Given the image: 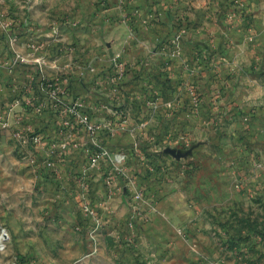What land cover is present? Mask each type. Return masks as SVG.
<instances>
[{"label":"rangeland","instance_id":"374dc122","mask_svg":"<svg viewBox=\"0 0 264 264\" xmlns=\"http://www.w3.org/2000/svg\"><path fill=\"white\" fill-rule=\"evenodd\" d=\"M128 4L129 0H0V37L8 34L14 42L21 35L30 42V53L10 59L6 68L14 72L23 65L34 76L31 61L48 58L44 53H68L62 61L69 64L70 53H82L79 59L87 67L91 53L122 50L116 40L122 38L130 15ZM225 6L227 21L241 19ZM162 17L164 24L175 23L161 42L166 56L161 65L168 73L159 74L160 80L144 94L136 89L133 115L140 100H156L160 107L142 108L148 118L141 126L144 131L135 122L126 123L127 130L136 127L135 137L107 138L117 124L109 122L108 111L92 112L91 103L119 95L123 100L126 92L117 95L107 87L97 91L92 87L95 74L85 70L77 73L79 88L72 94L70 74L62 79L40 73L35 74V88L23 80L14 95L5 92L4 100L0 97V104H19L31 112L28 119L33 124L36 116L48 113L55 119L53 129L68 131L63 135L80 129L87 133L73 113L76 118L88 115L100 126L97 136L104 135L100 148L84 150L85 159L73 174L79 176L74 181L76 201L66 202L65 189L60 199L59 187L56 193L49 188L47 179L53 172L43 163L47 157L71 159L80 145L68 141L70 148L63 151L65 140L42 139L35 144H48L33 150L25 130L21 134V128L6 121L1 110L9 109H0V235L5 233L0 264H264V42H259L261 53H254L257 43L251 35L248 41L233 36L215 43L211 52L191 53L185 16ZM108 58L97 60L105 70ZM56 60L58 55L52 62ZM35 63L37 68L43 65ZM122 66L118 59L111 66L118 79ZM203 67L207 72L201 75ZM17 73L22 80V71ZM42 80L57 84L62 106L38 87ZM172 81L177 85L171 86ZM104 116V121L97 120ZM98 151L103 155L92 164L90 154Z\"/></svg>","mask_w":264,"mask_h":264},{"label":"crops","instance_id":"0c3cea01","mask_svg":"<svg viewBox=\"0 0 264 264\" xmlns=\"http://www.w3.org/2000/svg\"><path fill=\"white\" fill-rule=\"evenodd\" d=\"M214 2H216V4ZM225 4L229 7L231 6L230 4H232L231 10H235L236 14L240 13L241 19L235 18L231 22L227 21L226 17L223 15V11L226 8ZM128 6L131 10H129L130 15L125 19L122 26L123 31L122 34H120L122 38L116 40L118 46H121L120 44L122 43V50L121 48L114 49L115 53H91L92 60L87 67H84L81 63V59H79L82 53H70V64L62 61L68 53H44L48 58L44 56L35 58V61L37 60L43 64H39V69L36 67L35 61H31V65L36 70L35 74L37 75L41 73L48 78L54 74L55 77L58 76L65 79L67 74H70L72 84L69 94H72L74 88H79L80 82L77 73L80 75V72L82 71L83 73L84 70L86 73L95 74L92 78V87L97 91H101L107 87L108 89L110 88V90L115 89L117 95L121 90L122 93L123 90L126 92V97L123 100H120L122 95H119L107 99L106 102L96 99L93 104L91 103L92 112L101 115L104 111H108L107 117L109 118V122L117 124L106 133L110 141H112L111 139L119 137L137 136L136 127L144 131L141 126L144 122H148V118L144 116L142 110L145 106L150 107L151 111H159L158 107H160V104H158L156 100L147 99L146 104H143L144 101L140 100L139 103H137L140 107L138 106V112L134 113V115L132 113V105H135L134 98L136 97V89H140L144 94L147 88L153 87V85L160 80L159 74L162 73L166 75L168 73L164 69L167 66L161 65L162 60H165L166 57L161 48V42L164 40L165 34L167 35L168 32H173L172 29L174 28L170 26L175 23L164 24L163 22L165 21L162 15H169L173 19L180 14L185 16L184 19L187 21V27L190 31L188 37L191 38V53L198 50L201 51L198 52L199 54L211 52L213 50V45H216L215 43L223 41L228 42L233 36H238L241 41H248L249 35H251L252 39L257 43L254 53H261V50H263L259 42H264V0H129ZM213 9H215L216 12L213 13ZM133 11H137V14ZM251 15H253V17ZM168 37L169 39L173 38L172 34L168 35ZM9 38L8 34L0 37V97L3 100L5 98V92H7L9 96H12L20 89L17 86L21 84V81H26V86L29 85L32 86V88H35L34 82L36 81V75L34 74L33 76V72L29 70L24 71L23 65L14 72L6 68L5 65H9L10 61L15 59L16 56L30 53V42H28L26 37L21 35L15 37L14 42H10ZM9 43H11V45ZM93 49L95 50L96 47ZM96 51H98V49H96L95 52ZM56 55H58V60H56L54 64L52 59ZM106 56L109 58L108 60L106 59L108 62V69L105 70L100 66L97 60L100 58L104 59ZM116 59L123 63V72L118 73L120 75L119 79L115 77V71L113 69L111 70V66L115 63ZM78 66L79 70H73L74 68L77 69ZM30 68L31 66H29V69ZM206 69L207 68L204 67L202 69L200 68L199 73L203 75L202 73L207 72ZM18 70L22 71V80L18 77ZM169 70H171V66H169ZM71 74L75 77L71 76ZM156 78L158 79L156 80ZM170 85L175 86L177 84H174L172 81ZM73 96H75L74 98L78 97L82 99L83 95H75L73 93ZM0 105V109L3 107L9 109L6 110V112L1 110V112L4 113L6 121L14 122L16 128H21V133L25 130L23 133L28 135V142L33 150H40L44 144H48L46 142H54L56 140V142L65 140L66 142H75L80 145L81 150L76 152L78 154L75 156H71V159L53 160L47 157L48 160L43 163L44 167H46V163L52 164V168L48 167V170H51L53 174L48 175L47 182L53 193H56L55 188L58 186L60 189L57 193L58 198L61 199L60 193H63L61 190L65 189L68 193L67 198L65 197L67 199L66 202H68V200L76 201L75 194L78 189L77 185L74 186V181L78 179L79 176L73 175L76 172L75 169H79L80 162L85 159L83 152L89 149L91 151H96L104 144L102 142L104 135L91 138L84 129L63 135L58 129H53L55 119L48 113L44 116H36L37 122L33 124L32 120L28 119L32 116L31 112L25 111L19 104L9 107L8 105H10V102L3 101ZM119 111H122L123 114L116 116L115 114ZM105 116L97 118V120L104 121ZM43 118H45V121H43ZM128 122H135L137 126L127 130L126 127H128ZM118 125L120 127L119 130ZM33 127L40 128V130L30 129ZM138 136L140 139L143 138L142 135ZM42 139L46 142L43 144L42 142L37 143L39 145L35 144ZM117 141L118 140H116V142ZM140 142H142V140H140ZM111 144L112 143H107L109 146H111ZM128 144H130V142ZM137 146L142 147L140 144ZM132 148L137 151H142L139 147H131V149ZM69 190H71L70 193L68 192ZM103 209L104 208H101L100 211H103Z\"/></svg>","mask_w":264,"mask_h":264},{"label":"built area","instance_id":"2783aa9c","mask_svg":"<svg viewBox=\"0 0 264 264\" xmlns=\"http://www.w3.org/2000/svg\"><path fill=\"white\" fill-rule=\"evenodd\" d=\"M9 25H10V23L6 22V24H5V28H7ZM56 85H57V84H55V83L52 82V81L42 80V81L39 83L38 87H39L43 92H45L46 95H47L50 99L54 100V102L56 103V106H62L63 102H62L61 98L59 97V95H60V91H59V89L56 88ZM61 112H62V111H61ZM61 115H62V114L60 113V116H61ZM73 119H74V120L78 119L79 124H80L82 127H84V128L86 129L87 133H89V135L93 136V138H95V137L97 136V134H98V132H99V130H100V128H99L100 126H99L98 124L91 123V120H90V118H89L88 115L85 114V115H81L80 117L77 116V118H76V116H75L74 113H73ZM66 132H68V131H67V130H65V131H61L60 133L64 134V133H66ZM21 134H23V133H21ZM25 138H26V137H25ZM69 146H70V145H69L68 142H64V143L61 145V150L65 151L66 149H69V148H70ZM102 155H103V153H102L101 151H98V152H95V153H94V152L91 153V154H90V157H89L90 162H91L92 164L97 163V162L101 159ZM46 167H47V168H48V167H49V168H52V164H51V163H46ZM83 187H84V188L82 189V191L85 192V191L87 190V187H86V185L83 186ZM81 201H82V203L84 204L83 207H84L86 210H88V208H90V206H89V204H88V202H87V200H86L85 194L82 195V197H81Z\"/></svg>","mask_w":264,"mask_h":264},{"label":"bare ground","instance_id":"6f19581e","mask_svg":"<svg viewBox=\"0 0 264 264\" xmlns=\"http://www.w3.org/2000/svg\"><path fill=\"white\" fill-rule=\"evenodd\" d=\"M0 243L2 242V240L5 238V233H2V235H0Z\"/></svg>","mask_w":264,"mask_h":264}]
</instances>
